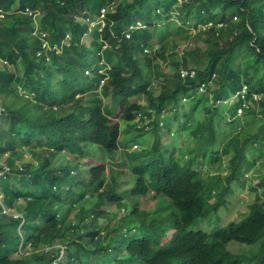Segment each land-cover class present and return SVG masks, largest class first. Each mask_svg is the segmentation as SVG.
<instances>
[{
	"label": "trees",
	"instance_id": "obj_1",
	"mask_svg": "<svg viewBox=\"0 0 264 264\" xmlns=\"http://www.w3.org/2000/svg\"><path fill=\"white\" fill-rule=\"evenodd\" d=\"M0 59V264H264V0H0Z\"/></svg>",
	"mask_w": 264,
	"mask_h": 264
},
{
	"label": "clouds",
	"instance_id": "obj_2",
	"mask_svg": "<svg viewBox=\"0 0 264 264\" xmlns=\"http://www.w3.org/2000/svg\"><path fill=\"white\" fill-rule=\"evenodd\" d=\"M104 9L105 8H103V10H102V12L104 11ZM176 21H177V23H180V21L179 20H177V19H175ZM209 24H211L210 22L208 23V24H205L204 26H203V29L205 28V27H207V25H209ZM220 26H221V24H219ZM136 26H142V27H145V25H143L141 22H138L137 23V25H135V26H130V29H132V28H134V27H136ZM45 32H43V34H44ZM70 39V38H69ZM66 43H69V40L66 42ZM64 44V43H63ZM44 45H46V48H51V45H47V43H44ZM184 47V46H186L184 43H181L180 45H179V47ZM177 48V49H180V48ZM187 47V46H186ZM55 48V47H54ZM149 48H151V47H149ZM157 48L158 47H152V49H150V52L153 54L154 53V51H156L157 50ZM183 50V49H182ZM56 51L57 52H61L62 51V48L61 47H59V48H57L56 49ZM171 51V50H170ZM37 54H40V52H38ZM39 56H42V55H39ZM1 62V61H0ZM162 63H164V61L162 62ZM168 69H173V68H168ZM160 70L162 71V68H160ZM173 70H175V69H173ZM100 71H102V70H100ZM176 71V70H175ZM87 73H88V71H86ZM182 73H185V74H188V75H195L196 74V70L195 69H193V68H188V67H183V68H181V69H179L178 70V72H177V74H182ZM103 81V80H102ZM203 87V86H202ZM203 89V88H202ZM245 94H246V87L244 86V87H242L239 91H237V93L236 94H234L233 96H231V100H230V102L232 103V102H234L235 100H236V98H239V97H244L245 96ZM258 94H253V96H257ZM255 99H257V98H255ZM183 100H184V98H183ZM5 107L0 103V121H1V115L3 114V113H5ZM243 113V107L242 106H240L239 108H238V114H242ZM139 115L137 114L136 115V117H135V122L136 123H138V120H139ZM161 123H163V121H161ZM138 126H139V124H138ZM172 134H174V133H172ZM137 148V147H139L138 145H134V148ZM125 152H128L127 150H126V148L125 147H120V149H118V155H115V154H109V155H104V156H102V155H100L99 153H94V154H89L87 157H85L84 159H86V158H88V157H90V156H94V155H97L99 158H106V157H110V159H111V165H109V167L108 166H105V169H106V176H107V179L109 180V178H110V176H111V172H112V170L113 171H117V170H119V169H123V173L125 172V171H127L128 170V167H129V163H128V160H127V157H126V155H125ZM72 158V157H71ZM71 158H69V159H71ZM82 159V158H81ZM79 160L78 161V163H80V164H82V165H89V166H94L95 164H98V163H103L100 159H96V161H95V163H90V164H86L85 163V161L84 160ZM123 159H125V164H123ZM0 163H4V162H0ZM105 165V164H104ZM5 167V170H8L9 169V167H7V166H4ZM4 172H2L1 174H3ZM127 173H128V171H127ZM86 175L89 177L90 176V172L89 171H87V169H86ZM152 176H154V177H156L158 180H159V182H160V184H162V186H163V190H169V189H172V188H174V187H176V186H171L168 182H167V179L166 178H163L162 176H160L159 174H157V173H153L152 174ZM161 179H162V181H161ZM183 183H185V181L183 182ZM141 191H142V195H140V196H136V195H134V194H132V197H133V200H134V202H137L138 203V208H139V210H141V211H144V210H147L148 212H152L153 210H155L156 208H157V206H158V203H160L161 202V200L162 199H164V200H166V201H169L170 199L169 198H167V197H160V196H158V194L156 193V191L155 190H153L152 188H148L147 189V191L146 192H144L142 189H140ZM151 193H153V196H150V194ZM0 197H1V195H0ZM90 198V197H89ZM149 198H155V206H154V208L153 209H143L142 207H143V204L146 202V201H149L150 199ZM1 201V200H0ZM4 212H9V209H5L4 210ZM124 210L122 209V210H120L119 212H118V216H122L123 214H124ZM120 213H121V215H120ZM134 224H139V223H134ZM141 225V227H140V229L139 230H136V229H129L128 227H126L125 229H124V231L122 232L123 234H124V236H128V238H129V240L131 241V242H138V241H144V242H146V243H148L147 242V240H145L144 239V237H143V232H144V227H146V226H148V224L147 223H141L140 224ZM175 231H176V229H175V227L174 226H167V228L162 232V233H157V237L159 236V235H161V234H163V235H165L162 239H156V241H155V243H154V245H156V244H163L165 241H167V240H171V238H172V236H173V234L175 233ZM104 264H109L108 263V261L107 260H105L104 261Z\"/></svg>",
	"mask_w": 264,
	"mask_h": 264
},
{
	"label": "rangeland",
	"instance_id": "obj_3",
	"mask_svg": "<svg viewBox=\"0 0 264 264\" xmlns=\"http://www.w3.org/2000/svg\"><path fill=\"white\" fill-rule=\"evenodd\" d=\"M37 11L38 10H36V13H37ZM35 13V14H36ZM1 16H2V14H1ZM69 35V34H68ZM158 43V42H157ZM159 44V43H158ZM159 46V45H158ZM193 46L191 45V46H188V47H179L180 49H189V48H192ZM150 51V50H149ZM157 60H159V58L157 59ZM0 61H1V59H0ZM164 60L162 59V60H159L158 62H156L155 63V65L160 69V68H162V74H163V76H161L160 78H162V81H163V78L165 77V76H168V77H170V78H172L173 76L174 77H178V74H177V72L175 71V70H173V69H168L170 66H169V64H167V63H162ZM161 81V80H160ZM151 87H152V85H151ZM156 89V88H155ZM157 91L159 92L160 91V88L157 86ZM233 96V95H232ZM138 100V101H142L143 102V104H147V100H146V96L145 95H143L142 93H139L138 95H136L135 97H133L132 98V100ZM187 104L185 103V102H182V103H180L179 104V106L178 107H187L186 106ZM164 134H166L165 132H164ZM136 149H139L138 147L136 148ZM7 155L5 154L4 156H3V158H1L0 159V162H4V160H5V157H6ZM72 156L71 155H69L68 156V158H71ZM100 159L104 164H105V166H108L109 167V165H111V159H110V157H106V158H99L97 155H94V156H90V157H88V158H86V159H84V161H85V163L86 164H90V163H95V161H96V159ZM23 160L24 161H30V160H33V158L31 157V155L30 154H28V153H25L24 155H23ZM128 177V173H127V171H125L122 175H121V177H120V179H122V180H125L126 178ZM235 189H236V193H238V195H237V197L239 198V197H245L247 200H250L251 198H252V196H250V191H247V190H244V189H241V188H239V187H235ZM150 196H153V193H151L150 194ZM150 200L149 201H146L144 204H143V209H153L154 208V206H155V198H149ZM237 210H235L234 212H236ZM225 212V211H224ZM120 215H121V213H120ZM232 248L233 249H235V250H238L239 248H240V246L239 245H237V244H232Z\"/></svg>",
	"mask_w": 264,
	"mask_h": 264
},
{
	"label": "bare ground",
	"instance_id": "obj_4",
	"mask_svg": "<svg viewBox=\"0 0 264 264\" xmlns=\"http://www.w3.org/2000/svg\"><path fill=\"white\" fill-rule=\"evenodd\" d=\"M103 10V9H102ZM101 17V16H100ZM99 17V18H100ZM207 26H210V24L209 25H207ZM138 27H142V26H136V27H134V28H138ZM66 38H69V36H68V34H67V37ZM63 43H65V41L63 42ZM68 44V43H67ZM158 43L157 42H155V43H152V46H151V48H144L143 49V51L145 52V53H151L149 50L150 49H152V47H158ZM159 60H162V59H160L159 58ZM159 60H157V61H155L154 62V64L156 63V62H158ZM186 75H188V74H185V73H182V74H178V76H180V77H184V76H186ZM188 76H193V75H188ZM254 98L256 97V96H253ZM6 171V170H5ZM4 174H5V172H4Z\"/></svg>",
	"mask_w": 264,
	"mask_h": 264
}]
</instances>
